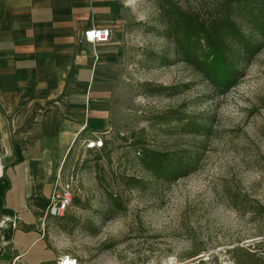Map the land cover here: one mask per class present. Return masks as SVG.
I'll return each instance as SVG.
<instances>
[{"label":"rangeland","instance_id":"1","mask_svg":"<svg viewBox=\"0 0 264 264\" xmlns=\"http://www.w3.org/2000/svg\"><path fill=\"white\" fill-rule=\"evenodd\" d=\"M130 1L114 125L75 143L58 170L53 188L68 183L73 194L66 214L42 220L48 198L41 201L36 229L15 223L0 244V264H55L64 256L80 264H264V43L239 64L235 86L213 91L163 34L157 0ZM177 1L204 11L215 0ZM25 110H15L12 122ZM187 121L208 128L194 133ZM141 145L195 157L191 172L173 181L152 176L137 158ZM9 221L0 217V243Z\"/></svg>","mask_w":264,"mask_h":264},{"label":"crops","instance_id":"2","mask_svg":"<svg viewBox=\"0 0 264 264\" xmlns=\"http://www.w3.org/2000/svg\"><path fill=\"white\" fill-rule=\"evenodd\" d=\"M130 6V0H0V217H11L1 245L16 224L36 229L34 208L44 202L30 197L49 199L73 145L113 127L118 52ZM92 28L110 29V41L87 42L84 32ZM65 90L59 110L44 112L37 132H12L15 110ZM16 201L25 203L32 224L20 217Z\"/></svg>","mask_w":264,"mask_h":264},{"label":"trees","instance_id":"3","mask_svg":"<svg viewBox=\"0 0 264 264\" xmlns=\"http://www.w3.org/2000/svg\"><path fill=\"white\" fill-rule=\"evenodd\" d=\"M157 5L163 34L173 43L180 60L198 72L213 91L225 93L235 86L241 72L239 64L250 62L264 43V0H215L204 11L183 8L177 0H157ZM65 92L57 99L35 102L16 111L18 114L26 109L24 119L11 123L12 132L34 130L44 112L58 109L57 103L61 102ZM186 124L195 128L194 133L208 128L202 121L195 124L187 121ZM33 139V136L26 139L25 150ZM137 158L152 176L167 181L187 175L195 162V157L181 151L172 153L143 145L138 149ZM128 180L134 184L139 182L133 177ZM109 196L111 204L120 208V200L114 195ZM30 199L46 201L41 195ZM259 209L264 212V205H258ZM256 264H262V261L256 259Z\"/></svg>","mask_w":264,"mask_h":264},{"label":"built area","instance_id":"4","mask_svg":"<svg viewBox=\"0 0 264 264\" xmlns=\"http://www.w3.org/2000/svg\"><path fill=\"white\" fill-rule=\"evenodd\" d=\"M111 36H112L111 30L107 28H98V29L92 28L84 32V39L92 44L100 43V42H108L110 41ZM91 144H92L91 146H94L93 145L94 143ZM101 145L102 142L100 141L99 146ZM72 202H73V194L70 185L68 183L57 182L47 201V206L44 211L42 220H44L45 217L59 218L64 216L66 214V211L71 206ZM13 224L15 225L14 221ZM64 257L66 259H69V261H71V264H80L74 258H71L69 256H64ZM61 259L62 257L59 258L55 264H60Z\"/></svg>","mask_w":264,"mask_h":264},{"label":"bare ground","instance_id":"5","mask_svg":"<svg viewBox=\"0 0 264 264\" xmlns=\"http://www.w3.org/2000/svg\"><path fill=\"white\" fill-rule=\"evenodd\" d=\"M60 264H71V261L69 259H66L65 257L60 260Z\"/></svg>","mask_w":264,"mask_h":264}]
</instances>
